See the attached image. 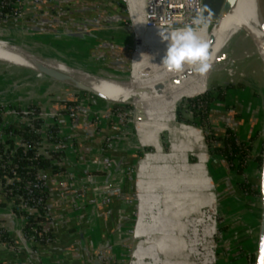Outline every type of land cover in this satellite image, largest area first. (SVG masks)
<instances>
[{"label": "crops", "instance_id": "crops-1", "mask_svg": "<svg viewBox=\"0 0 264 264\" xmlns=\"http://www.w3.org/2000/svg\"><path fill=\"white\" fill-rule=\"evenodd\" d=\"M139 3L143 7V0H132L128 13L123 0H24L21 13L1 19L0 27L5 31L25 30L48 39L81 64L94 63L98 68L122 72L129 63L132 38L138 47L148 42L153 45L160 55L159 63L171 43L163 40L160 33L143 31L137 26L129 27L131 36L126 23L129 20L131 25H137L141 19L143 10L139 9ZM243 48L254 52L249 44ZM131 52L133 61V44ZM224 63L221 62L220 69ZM34 75L31 85L37 82ZM1 86L0 83V98ZM52 86L57 89L43 91L34 103L39 111L45 112L40 119L39 151L53 147V140L46 133L49 125H54L52 130L60 129L68 135L59 154L62 168L57 171L42 168L45 195L38 225L52 238L48 242H22L14 229L23 228V220L9 211L10 200L0 191V227L8 236L7 240H0V264L50 261L122 264L130 224L132 236L137 238L131 249L130 264H154L155 258L160 264L161 260L162 264H194L191 259L194 246L185 236L188 218L201 215L192 219L202 220V208L209 207L214 200L200 130L177 122L173 109L163 112L160 106L146 104V107L135 106L132 124L135 138L128 142L121 137V126L114 113L107 115L100 109L109 111L105 104L95 98L87 99L73 88L55 83ZM205 87L206 84L190 95L201 93ZM67 99L80 102L87 110L69 117ZM15 125L20 126L19 122ZM15 125L12 123V127H19ZM163 131L167 135V150L160 141ZM12 140L18 144L19 134L13 135ZM144 145L152 151H142ZM102 156L112 160L108 170L101 167ZM74 190L80 192L78 197H74ZM155 194L159 195L158 200ZM209 225L213 232V223ZM151 229L152 233L148 234ZM99 249L104 253L102 260L95 257Z\"/></svg>", "mask_w": 264, "mask_h": 264}, {"label": "rangeland", "instance_id": "rangeland-1", "mask_svg": "<svg viewBox=\"0 0 264 264\" xmlns=\"http://www.w3.org/2000/svg\"><path fill=\"white\" fill-rule=\"evenodd\" d=\"M216 1L217 0H211L209 6L207 7L209 9L207 12L210 13V17L204 18L207 27L205 28L202 26L195 31L196 35H201L202 38H204V36L209 34V31L212 30L213 22L211 21L215 19L213 12L215 10L214 7L216 5ZM260 3V8L248 21L247 26L244 29H240L238 32L228 36L227 42L222 48L220 54V60L225 61L224 66L220 69V66H222L223 63H216V67L214 66V68L208 73L209 80L205 81L200 87L196 88L194 92L200 90L202 86L206 84L204 91L192 95L189 93L181 98H179V96L182 94H179L174 100V103L167 105L169 107H165V104H152L154 106H160V111L163 112H167V110L171 109L174 110L175 106H177L180 116L189 124L200 130L203 143L205 145L207 172L212 181L214 200L212 205L202 208V220L196 222L193 227L194 231L191 227L193 225V219H190L191 226H188L187 238H195L193 245L195 252L191 258L194 264H216L215 260L217 257L224 258L226 260L225 264H244L246 255L248 254L250 248H253V244L255 243L258 230L255 224V221L258 219V199H255L254 196V183L255 178L258 175L256 157L261 152L264 138V65L262 64L264 58V0H260ZM142 8L141 4L139 9L142 10ZM126 26L128 28L132 26L129 20L126 23ZM251 27H253L259 34L258 36H260L261 40H259V38L256 41L252 39L250 34ZM129 31L131 32L130 28ZM0 36L16 42H23L29 46V49L32 52L35 53L49 52L55 54L58 52L61 53L66 60H75L74 57L61 50L48 39L40 38L36 35L34 36L32 33L25 30H2L0 31ZM131 36L133 37L132 32ZM133 40L134 38L131 40L129 50H131L133 44V54L135 57L130 65V71L126 72V69L122 72H115L104 68L99 69L115 75H129V77L141 79H145L161 72L162 68L165 66L162 62L159 63L158 60L160 55L155 50V47L149 42L141 44V46L138 47V42L133 43ZM246 44H249V46L254 49V52L247 48H243ZM237 48L238 50L233 56L234 51ZM82 65L91 69L98 68V66L94 65V63H82ZM33 73L36 74L33 78L37 82L34 85H31L29 82L32 80L31 76H33ZM0 83L3 90L1 93L3 96L0 98V122L2 123H13L15 125V123L19 122V124L22 125V122H25L23 116L10 112V110H25L27 107L33 108V106H35L34 103L36 99L40 97L43 91L52 92L57 89L52 86L53 83H55L60 87L73 88L78 91L81 96H87V99L95 98L98 103L101 102L102 104H105L106 107L109 108V111H107L108 109L104 107H100V109L106 112L107 115L110 112L114 113V118L121 126V137L128 142L133 141L135 138L132 124L134 119L133 111L136 108L134 104L123 103L126 100V97L123 95L106 91L104 93L105 96L120 103L106 102L104 99H101L90 92L51 78L43 73L34 72L28 67H9L4 64H0ZM227 83L231 85V89L226 93L224 92V97L221 101L226 103H235L233 108L234 110H237L238 107H240L243 113L241 117H243L244 120L250 116L252 127L249 134L253 135V139L251 140L250 147L247 151L248 162L244 171L240 175L234 173L233 171H226L225 175L222 176L220 169L216 168V165H218L220 161V156L215 153L209 154L208 149L212 148L214 145V137L211 133L213 134L214 129H221L220 127L223 126L222 120L224 119L227 121V119L231 117V113H226L224 117L219 116L220 118L217 116L219 113H212L213 109L221 111L219 110L222 107V102H220V100H214L211 102L210 106L212 110H210L211 112L208 114V118L200 113H190L187 109V99L195 98L205 92H209L213 95L215 85L219 86L223 91V86ZM168 99L169 98H164L160 100L169 102ZM192 105L195 106V103ZM200 107H202V105H200ZM202 110L204 111L203 108ZM137 112L139 113V110H137ZM240 121L241 118H238L235 121L232 119V123L235 126H239ZM246 133L248 132H245V130L242 129L240 132L241 135L237 134V138H245L247 136ZM126 136H128L127 139L125 138ZM160 141L163 149L166 150L167 135L164 131L160 134ZM141 148L144 152L151 151L149 146L146 145L141 146ZM139 156H141V154ZM189 159L192 160L193 157L190 156ZM135 165L136 163L132 166L131 172L133 178L135 174ZM239 180L252 181L253 189H251V192L246 190L247 193L244 194L238 191L235 183ZM154 196L156 200L159 199L158 194H155ZM237 198H240V200ZM243 200H245L248 204V208L245 210L246 213H244L246 214L245 216H242L240 213L243 209L241 204ZM208 222L213 223L214 227L213 232L209 234V237L205 235V230L202 229L203 224ZM217 223L220 225L226 223V227L221 230L219 229ZM131 228L132 224H130V231L124 240V256L122 264H130L132 261L130 253L137 238L132 236ZM204 243H206V245ZM205 250H207V253L210 255V263H203L202 261V254ZM144 261L147 260L144 259ZM137 264L142 263L137 262Z\"/></svg>", "mask_w": 264, "mask_h": 264}, {"label": "bare ground", "instance_id": "bare-ground-1", "mask_svg": "<svg viewBox=\"0 0 264 264\" xmlns=\"http://www.w3.org/2000/svg\"><path fill=\"white\" fill-rule=\"evenodd\" d=\"M124 2L129 13V11H131L132 0H124ZM260 4V0H229L227 7L224 9L222 8L216 18L211 21L213 22V27L212 30L209 31V34L204 36V38H202V36H198L200 37V39H203L202 41L208 44L210 69L205 74H199L194 70L193 65L185 64L184 70L181 72H171L167 68H165L162 69L161 72L145 79L135 77L133 78L129 77V75H115L99 68L91 69L85 67L75 60H66L64 56L58 52L55 54L49 52L35 53L32 52L29 49V46L23 42H16L11 39L3 38H0V64H4L5 66L9 67L23 66L31 68L34 72L38 71L33 66H31L30 61L26 58L29 57L31 59L44 62L56 69H59L71 75L75 79L89 84L91 87L98 90L103 95H105L104 93L106 91L118 93L126 97L125 101H129L131 104H134L137 107H146L147 105L143 103L156 105L165 104L167 106L175 102L174 100L177 98V95L182 94L181 96H179V98H181L186 94L195 91L196 88L200 87L206 81L208 73L214 68L216 63H221L222 61H224L220 60V54L222 48L227 42L228 36L235 32H238V30L240 29H244L247 26L248 21L254 15V13H256L260 8ZM132 26H137L143 31H150L154 33L167 32L169 34L172 31L181 30L184 28L146 25L144 21L143 11L142 17L137 23V25L135 24ZM202 26L203 25L194 26V31H197ZM250 34L254 41H256L258 38L259 40H261L260 36H258L259 34L254 30L253 27L250 28ZM131 58L132 52L130 56V62H132ZM262 64L264 65V58ZM129 68L126 72L129 71ZM164 98H169V102H164L163 100H160ZM113 101L114 100L108 97L106 99V102ZM161 203L162 202L160 201V205ZM192 227H194V225H192ZM187 229L188 227L186 228V230ZM152 231V229L148 230V234H151ZM187 243L189 244L188 241ZM204 244L206 245V243ZM156 251L159 255L157 247ZM210 262L211 261H207L206 263Z\"/></svg>", "mask_w": 264, "mask_h": 264}, {"label": "trees", "instance_id": "trees-1", "mask_svg": "<svg viewBox=\"0 0 264 264\" xmlns=\"http://www.w3.org/2000/svg\"><path fill=\"white\" fill-rule=\"evenodd\" d=\"M2 1V0H0ZM122 6L123 3H121ZM6 9V8H5ZM231 89L230 84H224L223 86V91L220 89L219 86L215 85L214 89V94L211 95L209 92H205L204 94H200L199 96L195 98H188L187 103H188V110L190 113H200L202 115L209 117L208 114H210L211 109V102L214 100H223L224 97V92H228ZM74 100H69L67 99L65 101V104H72ZM195 103V106L192 105ZM202 105V107H200ZM234 105L235 103H226L222 102V107L221 111H218L216 109H213L212 113L213 114H218V117L222 116L224 117L225 114L228 112L231 113V117L226 120H222L223 126L220 127L221 129L213 130V134L211 135L214 137V145L212 148L208 149V153H215L220 156V161L218 165H216L217 169H220V172L222 173V176L225 175L226 171H233L234 173L240 175L248 162L247 159V151L250 147L251 140L253 139V135L249 134L251 127H252V121L249 118L243 119L241 117L243 115L241 108L238 107L237 110H234ZM204 109V111L202 110ZM33 109L37 111V106H33ZM174 116L175 119L178 122H184L189 124L185 119H183L179 112H178V107L175 106L174 108ZM219 117V118H220ZM238 118H241L240 125L235 126L232 123V119L235 121ZM221 121V119H220ZM31 123L33 127L38 128L40 124V119H32ZM54 128V125H49L48 129L52 130ZM245 130L246 137L245 138H237V134H240L241 130ZM0 131H1V138H0V178L3 180L4 174L9 175V168L11 166H14L16 169L17 173L22 176L23 178H31L34 170L36 168H45L48 167L52 171H57L61 169L62 167L56 160L57 152L49 149H43V150H37V145L31 148H26L24 151L22 150V147L19 145H14L13 141L11 139L10 134H19L21 137V140H24L26 142H31L32 140H36L39 137L38 132L32 131V129L29 127V125H24L20 129H17L15 127H12L10 123H2L0 122ZM241 135V134H240ZM9 148H13L12 152L9 151ZM167 150V148H166ZM141 154V153H140ZM258 161V156L256 157V163ZM221 176V177H222ZM236 188L238 191L246 194V190H249L251 192V189H253V183L252 181H244V180H239L236 183ZM225 186V185H224ZM7 192H11V194H19L23 193L24 188L20 185L19 181L14 180L12 183H8L5 185L4 188ZM235 190V189H234ZM6 192V193H7ZM44 193V189H43ZM45 195V193H44ZM240 200V198H237ZM44 202V201H43ZM242 204V210L240 213L242 216H245L246 213L245 210L248 208V204L245 200L241 202ZM157 207V213L160 210V205L157 202L156 204ZM43 208H44V203H42L40 206L37 207L36 212H31V211H22L26 215V221L24 223L23 229L25 231H28V228L30 226H35L36 228L39 227V225L36 223L38 220L42 219V213H43ZM201 216V215H200ZM200 216H190L188 218L189 222V227H190V219L191 218H199ZM209 223L203 224L202 229L205 230V233L208 235L211 232V225ZM196 222L193 221V225H195ZM218 224V223H217ZM219 229H224L226 227V223L223 225L218 224ZM188 230V229H187ZM187 230L185 231V236L187 238ZM192 230L194 231V228L192 227ZM8 236L6 235V231L0 227V240H7ZM187 240V239H186ZM189 242L194 245V240L195 238L188 239ZM203 263H206L207 261H211L210 255L203 253ZM216 264H225L226 260L221 257H217L215 260ZM246 262V260H245ZM244 262V264H245ZM154 264H160V261L158 258L154 259Z\"/></svg>", "mask_w": 264, "mask_h": 264}, {"label": "built area", "instance_id": "built-area-1", "mask_svg": "<svg viewBox=\"0 0 264 264\" xmlns=\"http://www.w3.org/2000/svg\"><path fill=\"white\" fill-rule=\"evenodd\" d=\"M24 0H2L0 1V20L8 17L18 16L21 13V7ZM33 1H43V0H33ZM124 1V0H123ZM6 8V9H5ZM143 15L146 25H157L159 27H184L185 25L191 24L192 21L197 16L203 17V0H144L143 4ZM204 18V17H203ZM195 26V25H194ZM193 26V27H194ZM4 28L0 27V31ZM67 115L73 117L76 112H85L87 107H85L80 102H75L67 106ZM17 115H22L25 119V122H22V125L17 127L20 129L24 125H29V127L34 132H38L39 137L36 140L31 142H26L21 140L18 144L22 147L24 151L26 148H31L37 145V150H39L40 143V127H33L31 120L32 119H41L45 112L35 111L32 107H27L25 110H10ZM12 125V124H11ZM47 136L53 140L52 149L58 154L56 160H59V154L65 146V141L68 139V135L62 133L60 129L49 130L47 128ZM1 134V131H0ZM2 135V134H1ZM16 135L10 134L9 136ZM13 141V140H12ZM13 148H9V151L12 152ZM101 167L105 170H108L112 166V160L108 156H102L100 159ZM9 175L4 174V179L0 178V191L8 197L10 200L9 211L14 215L23 220V223L26 221V215L22 211H31L36 212L37 207L40 206L44 201V173L41 168H36L32 174L31 178H23L20 176L14 166L9 168ZM72 178V175L69 174ZM14 180L19 181L20 185L24 188L23 193L11 194L7 192L4 188L8 183H12ZM7 192V193H6ZM80 194L79 191L74 190V197H78ZM94 199H90L93 201ZM39 223V220L36 222ZM16 235L21 239L22 242L31 241V240H41L48 242L51 240V235L39 227L30 226L28 231H25L22 227L18 226L14 229ZM96 259L102 260L104 258V253L102 250H97L95 254ZM42 264V263H39ZM43 264H60L57 262H46Z\"/></svg>", "mask_w": 264, "mask_h": 264}, {"label": "water", "instance_id": "water-1", "mask_svg": "<svg viewBox=\"0 0 264 264\" xmlns=\"http://www.w3.org/2000/svg\"><path fill=\"white\" fill-rule=\"evenodd\" d=\"M229 0H217L216 5L214 7L213 15H218L219 11L223 8H226ZM211 0H203V17H210L209 9L207 8L210 4ZM207 8V9H206ZM131 50L129 52V62H130ZM31 66L37 69L39 72L47 75L51 78L57 79L59 81L71 84L79 89L90 92L91 94L96 95L97 97L104 99L106 101L107 97L103 95L98 90L91 87L89 84L84 83L78 79L73 78L71 75L56 69L44 62L31 59L26 57ZM129 68V63L127 69ZM31 69V68H30ZM116 103H120L118 101H113ZM123 103H130L129 101H124ZM131 104V103H130ZM144 153V152H143ZM258 168V175L255 178L254 183V196L255 199H258V219L255 221L257 226V234L255 243L253 244V248H250L248 254L246 255L245 264H264V138L261 152L258 155V161L256 163ZM136 205V203H135Z\"/></svg>", "mask_w": 264, "mask_h": 264}, {"label": "clouds", "instance_id": "clouds-1", "mask_svg": "<svg viewBox=\"0 0 264 264\" xmlns=\"http://www.w3.org/2000/svg\"><path fill=\"white\" fill-rule=\"evenodd\" d=\"M207 27L202 16H197L191 24L185 25L181 30L170 34L161 32V38L171 41L168 44L166 55L162 59L163 65L171 72H181L184 65H193L199 74H205L210 69L208 44L200 39L193 26Z\"/></svg>", "mask_w": 264, "mask_h": 264}]
</instances>
